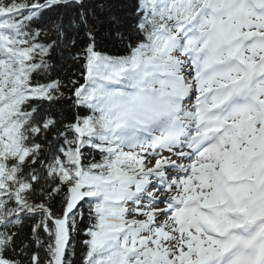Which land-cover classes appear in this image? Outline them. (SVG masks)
<instances>
[{
    "label": "snow or ice",
    "instance_id": "snow-or-ice-1",
    "mask_svg": "<svg viewBox=\"0 0 264 264\" xmlns=\"http://www.w3.org/2000/svg\"><path fill=\"white\" fill-rule=\"evenodd\" d=\"M0 264H264V0H0Z\"/></svg>",
    "mask_w": 264,
    "mask_h": 264
}]
</instances>
